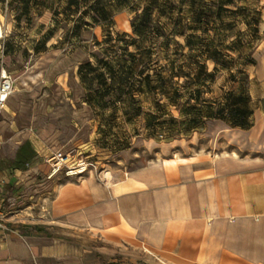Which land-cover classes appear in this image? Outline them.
<instances>
[{
  "label": "rangeland",
  "instance_id": "obj_1",
  "mask_svg": "<svg viewBox=\"0 0 264 264\" xmlns=\"http://www.w3.org/2000/svg\"><path fill=\"white\" fill-rule=\"evenodd\" d=\"M159 1L168 12H153L164 33L156 36L131 8L148 0H133L114 12L104 30L82 14L85 7L67 10L68 0H0L5 60L16 80L15 111L5 114L0 127V158L27 128L53 147L75 153L76 162L92 163L83 174L105 175L114 167L200 150L264 158V0H235L197 29L191 0ZM141 46L152 48L151 57L140 54ZM212 55L227 64H216ZM157 72L172 82L153 92L145 77L149 74L155 85ZM200 72L196 82L183 75ZM239 96L249 97L254 111L249 127L222 129L211 119L191 125L201 112L189 110L188 101L207 99V113ZM72 101L76 108L87 104L81 121L73 118Z\"/></svg>",
  "mask_w": 264,
  "mask_h": 264
},
{
  "label": "crops",
  "instance_id": "obj_2",
  "mask_svg": "<svg viewBox=\"0 0 264 264\" xmlns=\"http://www.w3.org/2000/svg\"><path fill=\"white\" fill-rule=\"evenodd\" d=\"M72 108L81 121L87 104ZM24 132L0 158V264H264L263 157L200 150L51 176L63 149Z\"/></svg>",
  "mask_w": 264,
  "mask_h": 264
},
{
  "label": "trees",
  "instance_id": "obj_3",
  "mask_svg": "<svg viewBox=\"0 0 264 264\" xmlns=\"http://www.w3.org/2000/svg\"><path fill=\"white\" fill-rule=\"evenodd\" d=\"M133 0H68L67 10L72 11H79L82 8H86L83 11V15H91V18L93 20V23L97 25H101L104 30V21L113 22V15L114 12H117L121 10L126 4H130V2ZM192 4L191 6L196 8L194 9V23L196 26L195 29L199 28V26H203L205 22H208L210 18H212L214 15L217 17L221 16L222 11L227 10L228 5L234 4L235 0H191ZM214 7H217V10L214 11ZM75 8V9H73ZM131 8H134L135 11H137V16L140 18V25H145L147 28H151L152 32L159 36L161 33H163V27L154 22L153 19V12L156 9H159L160 13L166 14L168 11L167 9L161 8V3L159 0H148V2L143 6L139 7L138 5H133ZM112 9V11H111ZM154 23V24H153ZM89 24V23H86ZM77 28V27H76ZM132 28L135 33L140 34V29L135 25V22L132 23ZM138 34V35H139ZM110 35V34H109ZM123 35H127V33H124ZM140 36V35H139ZM110 38V37H107ZM191 37L187 36L186 41L188 46H191L192 43H190ZM132 42L135 44L139 43V40L136 38L132 39ZM140 54H147L149 57L152 55V48H144L143 46L139 47ZM209 59H212L216 64H227L224 61H221L220 59H217L215 55H212L209 57ZM90 65V63H88ZM141 74L142 71L140 72ZM178 73V71H177ZM179 73L182 74V71ZM184 77L189 78L192 82H196L198 80H201V72L197 74L196 77H191V75H188L187 73H183ZM155 85H152L153 80L151 79V76L148 74L145 77V80L147 81L148 88L153 92H160L162 90H165V87L169 84V82H172V78L165 77L161 72H157L155 75ZM174 75H172L173 77ZM233 79L235 80V75H232ZM188 82H185V85H187ZM168 92V91H165ZM165 92L161 94H166ZM200 92V91H199ZM169 94V92L167 93ZM196 93L190 94V99L195 100L196 96L194 95ZM169 98L170 95H168ZM248 100L249 97L239 96L237 99H233L232 102H228L227 104L223 105L221 108H218L216 110H207L204 111V105L207 104V99H202V97L199 98V101H196L195 103L191 104L189 101L187 104H189V110L192 111H198L201 112L200 117H192L190 123L191 125H194V128L198 127L199 122H204V120L207 119H221L232 127H241V128H247L250 126L249 119L251 115L253 114V109H249L248 107Z\"/></svg>",
  "mask_w": 264,
  "mask_h": 264
},
{
  "label": "built area",
  "instance_id": "obj_4",
  "mask_svg": "<svg viewBox=\"0 0 264 264\" xmlns=\"http://www.w3.org/2000/svg\"><path fill=\"white\" fill-rule=\"evenodd\" d=\"M6 35L0 32V116L2 111L6 108L8 99L14 91L15 78L13 74L5 66L6 56ZM75 153L63 152L61 150L53 152L47 159L51 163V173L53 176L59 172H64L66 175H79L88 169L92 163L85 159L74 160ZM4 216L0 212V227L8 229Z\"/></svg>",
  "mask_w": 264,
  "mask_h": 264
}]
</instances>
